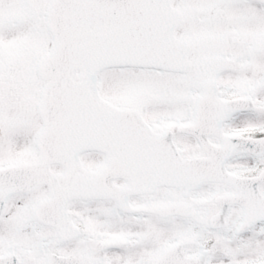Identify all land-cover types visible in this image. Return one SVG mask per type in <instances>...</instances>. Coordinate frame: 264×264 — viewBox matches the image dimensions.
Instances as JSON below:
<instances>
[{
  "label": "snow or ice",
  "instance_id": "6c2138e0",
  "mask_svg": "<svg viewBox=\"0 0 264 264\" xmlns=\"http://www.w3.org/2000/svg\"><path fill=\"white\" fill-rule=\"evenodd\" d=\"M0 264H264V0H0Z\"/></svg>",
  "mask_w": 264,
  "mask_h": 264
}]
</instances>
